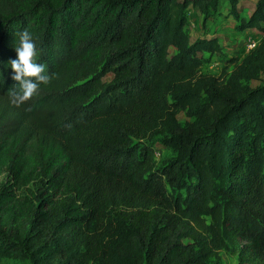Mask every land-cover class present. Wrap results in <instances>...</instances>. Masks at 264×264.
<instances>
[{"label": "trees", "instance_id": "1", "mask_svg": "<svg viewBox=\"0 0 264 264\" xmlns=\"http://www.w3.org/2000/svg\"><path fill=\"white\" fill-rule=\"evenodd\" d=\"M218 1L0 0V256L210 264L224 235L242 264H264V84L246 91L239 81L264 65V40L240 77L225 79L200 73L195 56L217 51L216 39L189 44L182 30L188 6ZM240 27L264 31V0ZM22 29L56 75L18 106L6 64ZM179 108L210 121L216 137L180 126ZM154 130L187 151L155 168L144 142Z\"/></svg>", "mask_w": 264, "mask_h": 264}, {"label": "rangeland", "instance_id": "2", "mask_svg": "<svg viewBox=\"0 0 264 264\" xmlns=\"http://www.w3.org/2000/svg\"><path fill=\"white\" fill-rule=\"evenodd\" d=\"M256 0H238L235 6H232L228 0H219L215 7H208L206 10L188 6L184 12L185 24L183 25V33L187 37L189 44H197L201 40L215 38L218 44V50L207 51L199 50L195 56L199 62V72L212 76L222 75L225 79L239 78L242 74L241 68L244 67L249 57L257 55V46L264 40V31L255 28L242 29L240 27V19H247L255 7ZM177 49L170 48V53L174 54ZM246 91L256 89L264 84V65L262 67H254L250 75H244L239 79ZM204 98V96H203ZM176 119L180 126L192 125L200 131L202 139L213 140L216 137V129H212L210 121L201 119L196 111L186 108H179L176 113ZM228 135L232 134L231 130L226 129ZM255 132H248L247 136L253 135ZM154 151V167L158 168L169 163L174 157L184 154L187 149L183 148L178 138L161 134L154 130L147 139L144 140ZM263 145V143H261ZM214 165L216 172V185L225 184L224 171L221 166L228 164L227 153H215ZM0 175V181L3 179ZM184 194V190H175ZM221 200V197H218ZM207 223L210 222L208 215H202ZM113 230V229H112ZM112 230L110 233H112ZM126 230L121 227L118 231L112 233L111 244L114 246L117 242H123V235ZM222 237V246L217 250L216 255L209 258L210 264H242L234 248ZM0 264H32L25 258H14L10 256H0ZM120 264H129L121 261Z\"/></svg>", "mask_w": 264, "mask_h": 264}, {"label": "clouds", "instance_id": "3", "mask_svg": "<svg viewBox=\"0 0 264 264\" xmlns=\"http://www.w3.org/2000/svg\"><path fill=\"white\" fill-rule=\"evenodd\" d=\"M13 47L16 56L10 58L6 66L13 70L12 79L18 83L15 88L6 91L11 102L19 106L37 95L41 85H48L56 73L48 72L46 64L38 62L37 42L28 29H22L16 33V42Z\"/></svg>", "mask_w": 264, "mask_h": 264}]
</instances>
